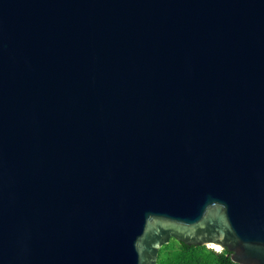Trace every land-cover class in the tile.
Returning <instances> with one entry per match:
<instances>
[{
	"label": "water",
	"instance_id": "1",
	"mask_svg": "<svg viewBox=\"0 0 264 264\" xmlns=\"http://www.w3.org/2000/svg\"><path fill=\"white\" fill-rule=\"evenodd\" d=\"M264 264V0H0V264Z\"/></svg>",
	"mask_w": 264,
	"mask_h": 264
},
{
	"label": "trees",
	"instance_id": "2",
	"mask_svg": "<svg viewBox=\"0 0 264 264\" xmlns=\"http://www.w3.org/2000/svg\"><path fill=\"white\" fill-rule=\"evenodd\" d=\"M156 264H236L226 250L186 245L171 239L158 251Z\"/></svg>",
	"mask_w": 264,
	"mask_h": 264
},
{
	"label": "rangeland",
	"instance_id": "3",
	"mask_svg": "<svg viewBox=\"0 0 264 264\" xmlns=\"http://www.w3.org/2000/svg\"><path fill=\"white\" fill-rule=\"evenodd\" d=\"M207 247L212 248L214 250H220L219 248H216V247H213V246H207Z\"/></svg>",
	"mask_w": 264,
	"mask_h": 264
},
{
	"label": "bare ground",
	"instance_id": "4",
	"mask_svg": "<svg viewBox=\"0 0 264 264\" xmlns=\"http://www.w3.org/2000/svg\"><path fill=\"white\" fill-rule=\"evenodd\" d=\"M214 247V246H213ZM217 248V247H216Z\"/></svg>",
	"mask_w": 264,
	"mask_h": 264
}]
</instances>
